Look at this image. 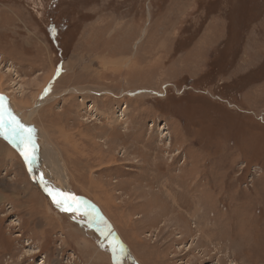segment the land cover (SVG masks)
Wrapping results in <instances>:
<instances>
[{"label": "rangeland", "instance_id": "374dc122", "mask_svg": "<svg viewBox=\"0 0 264 264\" xmlns=\"http://www.w3.org/2000/svg\"><path fill=\"white\" fill-rule=\"evenodd\" d=\"M0 124V264H264V0H0Z\"/></svg>", "mask_w": 264, "mask_h": 264}, {"label": "water", "instance_id": "95a60500", "mask_svg": "<svg viewBox=\"0 0 264 264\" xmlns=\"http://www.w3.org/2000/svg\"><path fill=\"white\" fill-rule=\"evenodd\" d=\"M0 130H2L3 131V129H2V127H1V124H0ZM4 136L5 137H7L6 139L7 140H9V136L8 135H6L5 133H4ZM22 152H24V153H26L27 154V152L24 150V149H22ZM28 156V155H27ZM28 160V159H27ZM28 162H29V160H28ZM29 168H30V171H31V173H32V175L35 177V179L39 182V185H40V187L42 188V190L50 197V198H52L53 199V196H55L56 197V195L54 194V193H52V195H50L49 193H50V191L46 188V186L42 183V181L40 180V178H39V176L37 175V173L34 171V169H33V167H32V164H30V166H29ZM56 199L57 200H60V199H58V197H56ZM62 202H63V206L64 207H67V208H69V209H72L69 205H68V203H66L64 200H61ZM72 210H74V209H72ZM87 214V213H86ZM90 217V216H89ZM90 220H91V218H90ZM91 223H92V225L93 226H96L103 234H108L109 236H110V243H109V252L111 253V255H112V257L114 258V264H121L120 262L121 261H119V255L115 252V250L114 249H112V247H111V242L114 240V237H115V233H113V232H111L110 230H109V228H108V226H107V224H103V225H100L99 223H97V222H92V220H91Z\"/></svg>", "mask_w": 264, "mask_h": 264}, {"label": "snow or ice", "instance_id": "6c2138e0", "mask_svg": "<svg viewBox=\"0 0 264 264\" xmlns=\"http://www.w3.org/2000/svg\"><path fill=\"white\" fill-rule=\"evenodd\" d=\"M13 123L15 124V126L12 128V135L23 137V133H24L23 125L15 121H9L10 125ZM28 139L30 140V137H28ZM21 154L25 156L26 160L28 159V156L26 153L22 152ZM49 194L52 195L51 192ZM53 202L56 203L58 207H62V210H66V209H63V202L61 200H57L55 196H53Z\"/></svg>", "mask_w": 264, "mask_h": 264}, {"label": "crops", "instance_id": "0c3cea01", "mask_svg": "<svg viewBox=\"0 0 264 264\" xmlns=\"http://www.w3.org/2000/svg\"><path fill=\"white\" fill-rule=\"evenodd\" d=\"M2 143V144H1ZM1 145H3V146H1ZM11 149L3 142V141H0V151H2L1 153H0V156H2V157H5V155H6V152H10L11 153V155L13 156V157H16L17 159H18V157H17V155L16 154H14L12 151H10ZM20 190V189H19Z\"/></svg>", "mask_w": 264, "mask_h": 264}, {"label": "bare ground", "instance_id": "6f19581e", "mask_svg": "<svg viewBox=\"0 0 264 264\" xmlns=\"http://www.w3.org/2000/svg\"><path fill=\"white\" fill-rule=\"evenodd\" d=\"M45 102H43V103H41L39 106V108H41V106L44 104ZM36 110V109H35ZM33 111V110H32ZM33 113V112H32ZM32 113H30L31 115H32ZM6 127V126H5ZM2 144V143H1ZM1 146H3V145H1ZM11 151V150H10ZM200 209V208H199ZM92 222H94L93 220H92ZM107 237H108V241H109V243H110V240H109V235L107 234ZM115 242H116V236L114 237V240L111 242V247H112V249H114L115 250V252L118 254L119 252H118V249H117V245L115 244ZM119 261H120V259H119ZM122 264V263H121Z\"/></svg>", "mask_w": 264, "mask_h": 264}, {"label": "flooded vegetation", "instance_id": "af4514ba", "mask_svg": "<svg viewBox=\"0 0 264 264\" xmlns=\"http://www.w3.org/2000/svg\"><path fill=\"white\" fill-rule=\"evenodd\" d=\"M53 18H49V22H51V38L52 40L55 39L56 37L53 35V30L55 29V25L52 23Z\"/></svg>", "mask_w": 264, "mask_h": 264}]
</instances>
